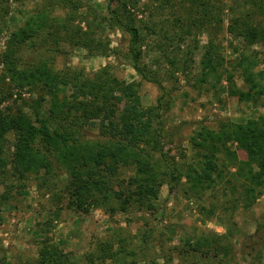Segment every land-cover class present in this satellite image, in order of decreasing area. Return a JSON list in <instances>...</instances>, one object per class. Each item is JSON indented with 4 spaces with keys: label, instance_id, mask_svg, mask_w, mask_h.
Segmentation results:
<instances>
[{
    "label": "rangeland",
    "instance_id": "obj_1",
    "mask_svg": "<svg viewBox=\"0 0 264 264\" xmlns=\"http://www.w3.org/2000/svg\"><path fill=\"white\" fill-rule=\"evenodd\" d=\"M162 1L136 0L132 11L143 34V61L171 92L163 110L161 138L145 146L152 151L154 162H165L164 167L159 166L163 173L169 168L167 182L161 185L157 196L141 205L134 194L137 187L131 183L135 172L124 168L109 176L108 184L112 189H122L129 197L128 209L111 212V207L121 208V201L115 199L107 208L93 206L83 212L71 206L65 184L57 176L45 181L33 172L25 177L19 175L12 163L20 161L16 157L17 135L8 132L0 141V155L8 162L0 170V262L6 259L11 264L34 263L45 245L81 262L95 253L99 243L112 242L114 251L125 250L105 264H264V193L251 208L240 200L244 193L243 177L238 174L240 162L252 165L249 139L229 143L237 152L235 164L219 155L227 178L229 173L234 174L231 176L236 186L234 192L226 178L211 188L200 185L193 189L187 176L190 165H201L203 149L193 143L200 131H218L223 124L245 123L264 114V100L255 104L240 99V92L247 87L240 71L232 68L245 46L227 27L233 14L246 11L244 0H236L237 3L221 0L225 9L223 30L212 29L214 50L223 58L220 82L213 75L202 79L210 42L208 31L189 25L188 12L177 5L172 8L161 5ZM121 2L116 0L114 7ZM43 3L46 1L0 0V111H7L17 102L29 112L27 104L37 97L29 86L17 88L9 80L1 60L12 33L21 29L30 15H36ZM83 3L74 12L71 25L82 27V33L88 31L90 46H77L64 38L65 31L59 26L62 19L58 16L63 17L65 10L56 5L55 9L50 8L49 16L59 19L53 27H46L21 45L19 65L45 63L56 72L81 71L88 77L106 69L128 82L141 81V99L144 107L150 109L148 119L158 128L156 108L160 91L153 82L143 81L133 69L128 58V35L112 24L107 0H83ZM50 31L53 33L48 36ZM251 50L259 53L256 69L264 70V44L253 45ZM227 71L233 74L230 81ZM64 93L71 95L72 88ZM114 106L118 114L127 104L120 97ZM100 123L97 119L87 121L86 133L90 137L99 136ZM173 169L177 180L171 189ZM66 177L65 172L62 178ZM204 237L217 240L223 248L220 255L214 256L213 252L199 256L198 260L194 254L187 257L184 250L188 239L193 244ZM224 251H228V256Z\"/></svg>",
    "mask_w": 264,
    "mask_h": 264
},
{
    "label": "trees",
    "instance_id": "obj_2",
    "mask_svg": "<svg viewBox=\"0 0 264 264\" xmlns=\"http://www.w3.org/2000/svg\"><path fill=\"white\" fill-rule=\"evenodd\" d=\"M45 1L39 6L36 15H30L24 26L12 33L3 53L1 62L9 80L17 88L29 86L37 92V97L27 104L29 112L24 106H18L17 102L9 106L7 111H0V141L6 133H15L16 157L20 161L13 160L12 163L19 175L25 177L33 172L41 175L45 181L57 176L65 184L71 206L80 211L90 210L93 206L107 208L115 199L121 201V208L116 210L111 207V212L127 210L130 206L129 197L125 196L122 189H112L108 184V177L124 168L134 170L135 177L131 182L137 187L134 194L144 205L158 195L161 185L167 182L165 176L169 174V168L164 173L160 170L165 162L164 165L154 162L152 151L145 146L161 138L164 129L163 110L171 92L156 71L143 61V34L132 11L136 0H117L122 2L116 7V0H107V12L112 16V24L128 35V58L133 69L143 81L153 82L159 88L156 108L158 128L148 119L150 109L144 107L141 99V81L128 82L106 69L88 77L81 71L56 72L45 63L19 65L21 45L46 27H53L54 21L59 18L62 19L59 26L65 31V39L84 47L90 46L92 42L88 31L82 33V27L71 25L74 12L84 5L83 0ZM243 2L246 11L233 14L227 30L235 39H241L245 46L232 63V68L240 71L247 87L246 91L240 92V99L256 104L264 100V70L256 69L260 62L259 53L252 51L251 46L264 44V0ZM164 4L170 8L179 6L189 13V25L208 31L210 42L203 61L202 79L207 80L213 75L220 82L223 73L219 68L223 58L214 50L216 46L212 36L215 34L213 30H223L225 9L222 1L163 0L161 5ZM56 5L65 10L63 17L49 16L50 8L55 9ZM2 8L5 10L4 6ZM52 33L50 31L47 34L49 36ZM235 49L239 51L237 45ZM227 79H233L232 72H228ZM67 88H72L71 95L64 93ZM120 97L126 101L127 107L117 114L114 104ZM94 119L100 120L101 132L97 137H90L85 124ZM244 137L250 141L252 151L248 156L252 165L240 162L238 174L243 177L244 192L240 200L246 208H251L264 193V114L245 123L223 124L218 131L203 129L199 132L193 143L201 147L203 153L200 167H189L187 176L192 188L198 189L200 185L211 188L217 181L226 178L228 187L234 192L236 186L231 177L234 174L229 173L227 178L222 164H219V155H224L226 160L235 164L237 152L229 143ZM7 164V160L0 155V170ZM174 171L170 173L171 182L177 180ZM65 172L67 177L63 179ZM174 186V182L170 184L171 189ZM191 240L188 239V247L184 250L187 257L194 254L198 260L199 256L213 252L214 256L220 255L223 250L216 239L204 237L193 244ZM124 250L114 251L112 242H101L95 253L88 255L86 260L75 262L68 254H60L54 246L45 245L39 250V258L31 264H105ZM224 254L228 256V251H224ZM0 264L11 263L3 259Z\"/></svg>",
    "mask_w": 264,
    "mask_h": 264
}]
</instances>
